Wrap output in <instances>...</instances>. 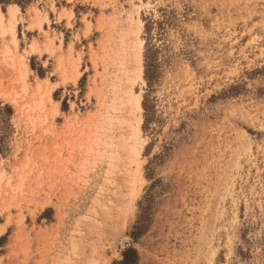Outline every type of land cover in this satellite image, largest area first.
<instances>
[{
	"label": "rangeland",
	"instance_id": "1",
	"mask_svg": "<svg viewBox=\"0 0 264 264\" xmlns=\"http://www.w3.org/2000/svg\"><path fill=\"white\" fill-rule=\"evenodd\" d=\"M0 12V264H264V0Z\"/></svg>",
	"mask_w": 264,
	"mask_h": 264
},
{
	"label": "trees",
	"instance_id": "2",
	"mask_svg": "<svg viewBox=\"0 0 264 264\" xmlns=\"http://www.w3.org/2000/svg\"><path fill=\"white\" fill-rule=\"evenodd\" d=\"M12 3L17 4L19 6L21 5L17 1L15 2L13 1ZM152 29H153L152 25L149 27L147 26V31H149V33L152 31ZM146 48H147V52L145 55V68H146L145 78L149 84V87H152V85L155 83L158 77L157 75H158V70H159L158 63H157V56H156L157 50L155 49L154 46L150 47L149 44L146 45ZM66 105L67 104L64 103L63 108H66L67 107ZM143 108L145 110V117H146L144 129L146 128L148 129L150 127L149 124L152 122V119L154 118V111H155L153 103L150 100L148 95L145 96L144 98ZM13 114H14V111L11 106L6 105L2 107L0 104V123H4L5 121L7 122V120H9V118ZM141 207H142V204H141ZM147 208L148 207L143 208V216H141L139 223L135 226V231L131 234L132 238L134 239H137L141 235L145 227L144 214ZM114 264H139L138 252L134 248H128L123 253V259L119 262H114Z\"/></svg>",
	"mask_w": 264,
	"mask_h": 264
},
{
	"label": "bare ground",
	"instance_id": "3",
	"mask_svg": "<svg viewBox=\"0 0 264 264\" xmlns=\"http://www.w3.org/2000/svg\"><path fill=\"white\" fill-rule=\"evenodd\" d=\"M0 14H1V12H0ZM137 108H138V110H140V111L142 110V109H141V104H140L139 102L137 103Z\"/></svg>",
	"mask_w": 264,
	"mask_h": 264
}]
</instances>
